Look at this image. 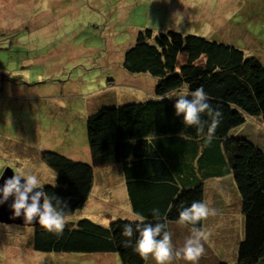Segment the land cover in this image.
Segmentation results:
<instances>
[{
	"label": "rangeland",
	"instance_id": "obj_1",
	"mask_svg": "<svg viewBox=\"0 0 264 264\" xmlns=\"http://www.w3.org/2000/svg\"><path fill=\"white\" fill-rule=\"evenodd\" d=\"M147 29L154 36L176 31L223 42L264 67V0H0V170L32 171L44 186H53L58 174L41 152L92 161L88 117L101 108L154 99L157 79L128 74L122 64ZM233 133L264 149V125L255 118ZM229 181L224 177L221 184L234 226L219 247L228 264H237L245 223L235 218L241 198ZM100 201L97 209L84 207L65 221L108 226L106 215L116 213ZM33 234V226L0 221V264H122L117 253L36 251Z\"/></svg>",
	"mask_w": 264,
	"mask_h": 264
},
{
	"label": "trees",
	"instance_id": "obj_2",
	"mask_svg": "<svg viewBox=\"0 0 264 264\" xmlns=\"http://www.w3.org/2000/svg\"><path fill=\"white\" fill-rule=\"evenodd\" d=\"M122 64L128 74L146 73L157 79L154 99L101 108L88 117L92 164L54 151L41 152V160L58 174V185L44 186V191L66 204V218L85 207L93 168L120 164L132 212L149 222L155 208L159 218L169 224L176 222L180 208L193 201L204 202V178L223 176L228 169L242 199L245 223L237 264H264V149L233 133L249 118L264 125L261 62L245 58L235 46L199 35L168 31L154 36L147 29L140 30ZM185 85L189 89L203 86L210 105L221 113L210 142L175 115L174 99H156ZM204 142L207 147L200 151ZM204 159L211 165L201 163ZM193 166L203 177L186 185L181 175ZM203 220L197 222L201 229ZM128 222L127 218L117 219L104 226L91 219L66 220L59 232L33 226V249L43 253H117L122 264H146L147 258L133 250L135 232L131 238L121 235Z\"/></svg>",
	"mask_w": 264,
	"mask_h": 264
},
{
	"label": "clouds",
	"instance_id": "obj_3",
	"mask_svg": "<svg viewBox=\"0 0 264 264\" xmlns=\"http://www.w3.org/2000/svg\"><path fill=\"white\" fill-rule=\"evenodd\" d=\"M174 97L173 108L176 116L182 118L186 127L194 126L197 133L204 134L207 142L211 140V133L219 123L221 113L214 109L209 101L208 94L203 86L189 89L187 85L164 97ZM202 116L209 119L204 120ZM207 124V133H205ZM0 204H4L12 197L10 209L12 215H23L25 221L36 223L48 231L59 232L65 224V207L55 196H49L44 191V183L35 172L16 169L13 174L4 178V172L0 170ZM210 213L208 206L202 201H193L188 206L178 211L176 223L191 225L189 234L184 237L179 246L172 243V232L168 224L162 221L157 209H152L151 221L146 222V217L140 213H134L124 223L121 235L131 238L135 232L134 251L141 257L151 256L155 264H171L173 259L183 260L186 264H197L204 252L202 241L207 238V233L197 226V222L206 218Z\"/></svg>",
	"mask_w": 264,
	"mask_h": 264
},
{
	"label": "crops",
	"instance_id": "obj_4",
	"mask_svg": "<svg viewBox=\"0 0 264 264\" xmlns=\"http://www.w3.org/2000/svg\"><path fill=\"white\" fill-rule=\"evenodd\" d=\"M209 145L210 143H208V146ZM205 147H207V143L204 142L200 151H203ZM90 161L91 160L87 156L81 162L92 164V161ZM100 170L103 172L100 173ZM186 170L185 171L188 173L184 172L181 175V178L185 179V181L182 182L186 183V185L192 184V182L197 178L203 177L202 172L195 166H193L192 169L186 168ZM93 171V185L89 193V199L85 204V208L88 210L93 208L97 209L98 202L100 203V200H102L103 204L113 208L116 213L112 214V216L107 214L106 216H108L109 219L106 221V223L109 221L112 222L113 219H128L131 215H133L134 213L132 212V206L129 201L127 182L125 181L122 166L120 164H111L109 169L107 166L99 168L94 167ZM224 177L230 178L229 185L235 191L237 187L233 179L234 176H232L231 171L228 169L226 174L223 176L206 177L203 179V185L205 189L204 203L210 209L208 216L212 221L207 222L209 220L208 216L203 220V230L207 233V238L202 241L204 252L198 259L197 264H228L227 258H225L223 255L225 249L223 250L221 248L225 242L222 241V239L227 238L224 234L229 233V231L232 230V227L234 226V218L232 211L227 209L229 208V204L232 202L231 200L228 202L226 201L228 199V195L224 193L226 188L221 184V180ZM97 185L98 188L96 189ZM234 198L239 203L236 195ZM241 205L242 202L240 199V214L238 213L235 218H239V216L243 217ZM224 212H227V214ZM168 226L169 231L172 232L173 245L179 246L183 242L184 237L189 234L190 227L188 225H181L176 222H171L168 224ZM219 245H221V247H219ZM146 262V264H155V261L151 256L147 258ZM171 264H186V262L183 260L173 259Z\"/></svg>",
	"mask_w": 264,
	"mask_h": 264
},
{
	"label": "water",
	"instance_id": "obj_5",
	"mask_svg": "<svg viewBox=\"0 0 264 264\" xmlns=\"http://www.w3.org/2000/svg\"><path fill=\"white\" fill-rule=\"evenodd\" d=\"M4 178L10 176L13 174L12 170L10 168H6L4 171ZM3 183V178H0V184ZM12 202V197L10 196L8 200L4 204H0V221L4 223H17L22 224L25 226H39L38 223H36L35 218L31 221H25L23 215L19 217H15L12 215L10 204Z\"/></svg>",
	"mask_w": 264,
	"mask_h": 264
}]
</instances>
